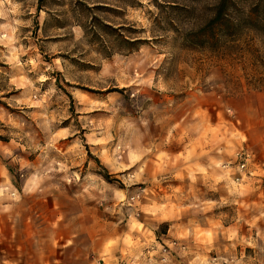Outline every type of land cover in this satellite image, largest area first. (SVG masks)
<instances>
[{"label": "rangeland", "instance_id": "1", "mask_svg": "<svg viewBox=\"0 0 264 264\" xmlns=\"http://www.w3.org/2000/svg\"><path fill=\"white\" fill-rule=\"evenodd\" d=\"M207 2L0 0V264L94 261L57 218L86 177L110 188L118 233L149 210L183 222L151 264H264V130L238 102L264 90V51L251 34L186 43ZM245 153L253 175L238 181Z\"/></svg>", "mask_w": 264, "mask_h": 264}, {"label": "crops", "instance_id": "2", "mask_svg": "<svg viewBox=\"0 0 264 264\" xmlns=\"http://www.w3.org/2000/svg\"><path fill=\"white\" fill-rule=\"evenodd\" d=\"M242 101L246 104L248 111H251L252 117L249 118L247 125L260 127L264 130V90L255 91L246 94L238 99V102ZM233 111L239 114V109L235 106ZM206 120L204 121V123ZM203 123L202 118L199 120V124ZM204 126V125H203ZM215 161L221 159L214 157ZM247 170H251L248 164ZM260 170H264L261 168ZM253 175L251 171L246 172ZM110 174V173H109ZM172 174V170H171ZM174 174V172H173ZM111 175V174H110ZM174 176V175H172ZM251 179V177L245 176L244 179ZM88 177L84 178L83 182L76 184L73 187L76 188V194L71 197L66 203L67 210L61 209L57 218L62 220L65 218L71 226L72 231L61 237L66 238L67 241L72 240L71 244L82 245L89 248L98 247L99 250L95 252L93 262L90 264H102L98 262L97 258L102 257L103 264H151L152 255L160 252L157 248L159 239L161 238L166 242H171L173 239L180 237L183 233V229H179L183 222L177 219L175 212L166 214L162 212H153L149 210L154 216L144 215V220L140 221L138 225H133L132 228L125 230L123 233H118L117 228L111 229V199L110 188H105V184L98 183L97 188L88 184ZM100 179V178H98ZM167 181L166 183H169ZM102 189V192L95 193V189ZM168 195H162L159 200L167 202ZM180 204V203H178ZM146 209L145 212L150 209L146 204L143 206ZM152 208V206H151ZM152 211V212H151ZM149 213V212H148ZM216 216V214H215ZM150 217L149 220L146 218ZM181 224H180V223ZM163 225H166L168 229L162 233L160 237L159 229ZM64 230V225L62 227ZM102 233H106L101 235ZM70 244H65L68 246ZM162 246V245H161ZM76 262L81 264L84 259L88 257V254L82 251L75 253ZM93 256V255H92ZM162 263V262H161Z\"/></svg>", "mask_w": 264, "mask_h": 264}, {"label": "trees", "instance_id": "3", "mask_svg": "<svg viewBox=\"0 0 264 264\" xmlns=\"http://www.w3.org/2000/svg\"><path fill=\"white\" fill-rule=\"evenodd\" d=\"M167 7L173 11L194 13L191 6L172 2ZM191 26L183 33V40L193 47L221 49L228 42H236L251 34L259 40L264 51V0H211L202 9L200 18H192ZM254 56L264 60V52L255 50ZM111 181L107 171L104 175Z\"/></svg>", "mask_w": 264, "mask_h": 264}, {"label": "built area", "instance_id": "4", "mask_svg": "<svg viewBox=\"0 0 264 264\" xmlns=\"http://www.w3.org/2000/svg\"><path fill=\"white\" fill-rule=\"evenodd\" d=\"M249 159H250V155L247 153L244 154V158H242V156H240L239 162L237 165V168L240 172H246ZM244 175L248 176L250 174L245 173ZM243 177L240 179H237V180L240 181L241 179H243ZM160 259H161V262H163V263H167L169 261V251L167 248H164V247L162 248Z\"/></svg>", "mask_w": 264, "mask_h": 264}]
</instances>
